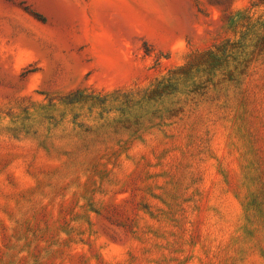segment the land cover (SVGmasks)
<instances>
[{"label":"rangeland","instance_id":"374dc122","mask_svg":"<svg viewBox=\"0 0 264 264\" xmlns=\"http://www.w3.org/2000/svg\"><path fill=\"white\" fill-rule=\"evenodd\" d=\"M170 1L0 0V264H264V0Z\"/></svg>","mask_w":264,"mask_h":264},{"label":"trees","instance_id":"16d2710c","mask_svg":"<svg viewBox=\"0 0 264 264\" xmlns=\"http://www.w3.org/2000/svg\"><path fill=\"white\" fill-rule=\"evenodd\" d=\"M36 16H39V15H36ZM193 59H191L189 62H187L184 66L178 68V69H175L173 71V75H179L180 73L182 72H185L186 70H188L192 65H193ZM165 87V84H163L162 82H159L157 85H155L153 88L151 89H147L144 93V95H148V96H151L155 93H158L160 92V90H162L163 88ZM133 94L132 95H135L136 94H140L142 95V92L139 90L137 92H132ZM69 102H72V101H69Z\"/></svg>","mask_w":264,"mask_h":264},{"label":"bare ground","instance_id":"6f19581e","mask_svg":"<svg viewBox=\"0 0 264 264\" xmlns=\"http://www.w3.org/2000/svg\"><path fill=\"white\" fill-rule=\"evenodd\" d=\"M158 7L164 11L168 16L175 14V8L170 0H155Z\"/></svg>","mask_w":264,"mask_h":264}]
</instances>
